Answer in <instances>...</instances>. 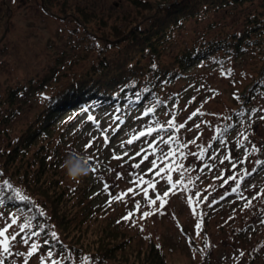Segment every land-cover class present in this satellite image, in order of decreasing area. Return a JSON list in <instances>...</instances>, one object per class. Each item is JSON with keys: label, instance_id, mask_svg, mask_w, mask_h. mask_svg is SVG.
<instances>
[{"label": "rangeland", "instance_id": "obj_1", "mask_svg": "<svg viewBox=\"0 0 264 264\" xmlns=\"http://www.w3.org/2000/svg\"><path fill=\"white\" fill-rule=\"evenodd\" d=\"M51 1L57 13L42 5L43 0H13L10 7L0 0V96L16 86L33 84L15 97V111L9 118L13 127L23 126L36 113L43 95L54 82L64 79L58 74L84 68L90 61L85 58L81 26L70 14H62V8L79 5L115 25L125 24L134 10L128 0ZM249 10V5H234L209 19L187 22L166 46L164 59H171L192 42L233 28ZM255 61V53L247 49L231 59L191 63L185 68L186 75L162 89L163 105L153 103L126 116L119 117L109 108L65 112L59 120L62 181L72 192H81V207L134 235L137 243L142 244L147 235L159 242L168 254V264L198 260L200 252L191 241L201 245L202 239L209 250L208 264H260L264 260V167L255 161H264V102L247 122L236 109L234 96ZM197 109V116L189 119ZM6 112L0 106V118ZM236 119L238 124L216 137L220 125ZM181 124L185 127L180 128ZM150 128L153 131L148 134ZM141 132L146 134L139 136ZM90 142L92 147L86 148ZM74 152H86L95 169L78 181L69 180L62 167L66 156ZM169 152L173 155H167ZM151 160L156 161L155 168ZM135 164L140 166L133 167ZM253 167L257 171L248 175ZM230 175L239 181L235 193L231 189L236 183H224ZM166 191L167 197L163 196ZM144 212L151 215L145 217ZM12 218L18 223L8 235L19 231L21 223L28 227L11 243L8 254L0 249L3 264H41L42 259L44 264H119L85 259L58 233V242L49 245L47 234L31 235L39 226L28 221L23 211L0 205V227ZM204 220L206 232L201 234L196 225ZM21 239L29 243L18 242ZM45 240L49 243L44 244ZM32 243L40 250L28 255Z\"/></svg>", "mask_w": 264, "mask_h": 264}, {"label": "trees", "instance_id": "obj_2", "mask_svg": "<svg viewBox=\"0 0 264 264\" xmlns=\"http://www.w3.org/2000/svg\"><path fill=\"white\" fill-rule=\"evenodd\" d=\"M6 1L10 7L13 0ZM128 2L134 10L123 25L110 24L107 18L79 5L62 8V14H70L81 26L85 58L90 61L84 68L58 74L64 79L53 83L43 95L42 105L23 126H10L9 118L15 111V97L33 84L16 86L0 96V106L8 109L0 118V205L23 211L28 221L39 226L37 233L47 234L49 245L58 242L52 235L58 233L69 248L91 262L168 264V254L159 242L147 235L142 244L137 243L134 235L81 207V192H72L62 181L60 116L76 109L82 113L109 108L121 117L153 103L161 106L162 89L186 75L185 68L191 63L231 59L249 49L256 61L234 96L236 109L250 122L264 102V0ZM242 4L252 10L243 13L233 28L192 42L171 59H164L166 46L187 22L209 19ZM43 5L57 13L51 0H43ZM235 123L237 119L224 122L216 137ZM17 192L26 199L21 200ZM206 224L205 220L199 223L201 234L206 232ZM201 242L191 241L200 258L190 264H208L209 250L204 239Z\"/></svg>", "mask_w": 264, "mask_h": 264}, {"label": "snow or ice", "instance_id": "obj_3", "mask_svg": "<svg viewBox=\"0 0 264 264\" xmlns=\"http://www.w3.org/2000/svg\"><path fill=\"white\" fill-rule=\"evenodd\" d=\"M198 112H199L198 109H197V111L192 112V114L189 117V119H191L192 116H197ZM88 119L89 120H93V117L90 116V117H88ZM262 119H264V117H262ZM168 123L171 126L173 124V121L170 120V121H168ZM179 127L180 128H184L185 126L183 124H181V125H179ZM197 127H199V126H197ZM152 131H153V129H151V128L148 129V134H150ZM217 131L219 132L220 130L217 129ZM145 134L146 133L141 132V133H139V136H144ZM135 138H137V137H134L133 139H135ZM169 139H171V137ZM245 139H247V137H245ZM105 140L107 141V136H105ZM127 143H129V144L132 143V140H129ZM85 147L86 148L92 147L91 142L88 145H86ZM181 147H183V145H181ZM253 149L254 150L256 149L255 145H253ZM167 155H173V153L169 152ZM113 159H120V157L113 156ZM225 159H231V157L230 156H226ZM150 163L153 165V168L156 167V161L155 160H151ZM240 163H243V161H240ZM255 164H259L262 167H264V161H261L259 159H257L255 161ZM139 166H140L139 164L133 165V167H139ZM232 167L236 168V163H233ZM92 170L95 171V169H92ZM151 170L152 169H149V171H151ZM171 170H172V168H171V166H169L168 171H171ZM255 171H257V169L255 167H253V168H251L250 171L247 172V174L250 175L252 172H255ZM157 175H159V172L157 173ZM117 178L118 179L120 178V174L119 173L117 174ZM169 179H171V178H169ZM240 179H243V177H240ZM229 180H231V181H233L234 183L237 184V187H233L231 189V191L233 193H235L237 191L238 187H239L238 178H237V176L230 175L224 180V183L227 184ZM4 183L8 184L7 181H5ZM177 183H179V181ZM8 186H9V188H11L10 184H8ZM104 188L107 190L109 188V185L105 184ZM128 191L131 192V191H133V189H129ZM123 195H125V194L121 193V196H123ZM168 195H169V192H167V191L163 193V196H165V197H167ZM16 196H18L21 200L26 199V197L20 195L19 192L16 193ZM157 199L159 200L161 198L159 196H157ZM109 203H111V201H109ZM151 203H156V200H152ZM160 206L163 207V201H161V205ZM245 207H248V205L246 204ZM137 208H139L138 204H137ZM41 215H43V213H41ZM149 215H151V213L144 212V216L145 217L149 216ZM129 216H131V213H129ZM127 218L128 217H125V219H127ZM17 223H18L17 219L16 218H12L9 223H6L4 226L0 227V249H2V252L5 253V254H8L10 252L11 243L12 242H16L17 241V237L20 236L21 233L24 232L26 230V228L28 227V225L21 223V224H19V231L13 232L11 235H8L9 229L12 228L14 225H17ZM196 227L200 228V225L197 224ZM38 234L39 233H37V232L31 233L32 236H36ZM52 235L55 237L56 234L53 233ZM18 242L24 243V244H28L29 243V241L27 239H21ZM48 243H49V241H47V240L44 241V244H48ZM39 250L40 249L38 248L37 244L32 243L30 249L28 250V255H32L33 253H36ZM51 255H52V253H51V251H49L48 252V256L50 257ZM240 255H244V254L241 253ZM85 259H87V258H85ZM0 264H3L2 260H0ZM25 264H27V261L25 262ZM41 264H44L43 259L41 260ZM52 264H56V262L52 261Z\"/></svg>", "mask_w": 264, "mask_h": 264}, {"label": "clouds", "instance_id": "obj_4", "mask_svg": "<svg viewBox=\"0 0 264 264\" xmlns=\"http://www.w3.org/2000/svg\"><path fill=\"white\" fill-rule=\"evenodd\" d=\"M62 167L66 177L71 181L80 180L89 175L92 170V165L89 163V157L86 152L69 153Z\"/></svg>", "mask_w": 264, "mask_h": 264}, {"label": "water", "instance_id": "obj_5", "mask_svg": "<svg viewBox=\"0 0 264 264\" xmlns=\"http://www.w3.org/2000/svg\"><path fill=\"white\" fill-rule=\"evenodd\" d=\"M43 5V4H42Z\"/></svg>", "mask_w": 264, "mask_h": 264}]
</instances>
